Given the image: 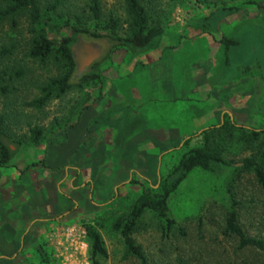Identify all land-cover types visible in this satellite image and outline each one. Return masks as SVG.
<instances>
[{"label":"rangeland","instance_id":"374dc122","mask_svg":"<svg viewBox=\"0 0 264 264\" xmlns=\"http://www.w3.org/2000/svg\"><path fill=\"white\" fill-rule=\"evenodd\" d=\"M49 1L39 0L41 8ZM88 1L64 0L55 15L78 16L77 26L90 28ZM137 1L160 35L140 48L77 34L101 45L83 72L94 78L75 81L41 108L24 103L65 72L64 62L56 53L45 61L29 55L37 34L25 14L0 20V75L9 74L0 80L8 88L0 91V130L11 148L0 168V264H141L112 224L142 191H159L181 154L198 144L192 138L183 147L185 140L225 117L264 128V0ZM100 6L103 24L116 21L114 35L137 34L125 0ZM193 79L212 91L208 102L195 96L194 108ZM236 151L228 157L249 154ZM167 206L168 225L149 210L136 220L132 238L147 264L262 263L260 250L239 249L222 233L230 206L246 234L264 240V189L252 173L192 170ZM72 227L85 232L77 245L64 237ZM87 227L99 234L104 256H92Z\"/></svg>","mask_w":264,"mask_h":264},{"label":"trees","instance_id":"16d2710c","mask_svg":"<svg viewBox=\"0 0 264 264\" xmlns=\"http://www.w3.org/2000/svg\"><path fill=\"white\" fill-rule=\"evenodd\" d=\"M2 2L4 5L0 7V20L25 14L33 31L36 32L37 36L32 42L29 55L45 61L50 55L56 53L65 65L66 70L62 75L50 79L47 84L41 87V96L24 103L25 106L29 107L41 108L51 97L64 94L73 86L75 81L94 78V75L88 77L84 73L76 78L73 74L76 71V65L71 47L77 40V34L87 33L93 39L107 38L114 46L133 45L142 48L161 33V28L147 27L145 10L137 0H125L138 27L137 34L129 40L114 35L117 24L113 18H110L106 24L101 22L100 0H89L87 4L91 13L89 18L91 29L77 26L78 22H82L78 16L74 18L68 14L65 16L55 15V12L64 4V0H50L44 9L41 8L39 0H2ZM101 29L105 32L98 33ZM13 73L17 77L24 74L22 70ZM6 75L9 74L3 72L0 75L1 83L6 81ZM0 91L5 94L8 88L2 86ZM3 121L4 117L1 115L0 127ZM33 132L34 142L37 143L40 130L34 129ZM2 136L0 130V168L7 166L11 159V148L4 144ZM192 138H197L198 144L181 154L178 162L160 181L159 191L151 189L142 191L133 204L130 213L118 218L112 224V229L119 231L122 235L125 253L137 258L141 264H147V259L141 246L136 244L132 238L136 220L146 210H149L163 217L167 225L170 224L172 220L168 217V197L192 170L200 169L212 172L216 168H227L231 172L252 173L257 183L264 189V128H248L244 125L235 124L228 117H225L220 125H210L197 135L190 136L185 140L183 147ZM240 149L249 151V154L240 160L228 157L227 153ZM222 233L227 237H235L239 249L255 248L260 250L263 257L261 264H264V240L248 236L239 223L237 212L230 206L227 209ZM87 234L91 240L92 256H104L106 252L99 234L90 227H87Z\"/></svg>","mask_w":264,"mask_h":264},{"label":"water","instance_id":"95a60500","mask_svg":"<svg viewBox=\"0 0 264 264\" xmlns=\"http://www.w3.org/2000/svg\"><path fill=\"white\" fill-rule=\"evenodd\" d=\"M76 65V76L81 75L85 69L101 54V45L97 42H85L80 37L71 47Z\"/></svg>","mask_w":264,"mask_h":264},{"label":"crops","instance_id":"0c3cea01","mask_svg":"<svg viewBox=\"0 0 264 264\" xmlns=\"http://www.w3.org/2000/svg\"><path fill=\"white\" fill-rule=\"evenodd\" d=\"M210 92L212 93V91L208 90L207 88V85L205 83H201V82H197L196 80L193 79V108L196 107L195 106V99L194 97L197 96V95H201L205 100L206 102H208L209 98H210ZM183 95L182 97L185 98V99H188L189 97ZM144 103V101H143ZM221 109V108H220ZM219 109L216 110V112L218 111ZM223 111H227V110H222L221 113ZM195 113V115H198V111H195L193 112ZM214 117V116H213ZM214 118H212L211 120H213Z\"/></svg>","mask_w":264,"mask_h":264},{"label":"built area","instance_id":"2783aa9c","mask_svg":"<svg viewBox=\"0 0 264 264\" xmlns=\"http://www.w3.org/2000/svg\"><path fill=\"white\" fill-rule=\"evenodd\" d=\"M67 233H64V237L69 241L71 244H78V239L85 235L84 231L79 232L80 230L72 227L68 228Z\"/></svg>","mask_w":264,"mask_h":264}]
</instances>
